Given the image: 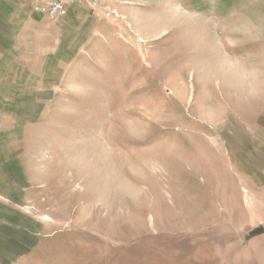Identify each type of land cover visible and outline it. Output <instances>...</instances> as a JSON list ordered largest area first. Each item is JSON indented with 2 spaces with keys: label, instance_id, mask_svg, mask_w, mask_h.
Here are the masks:
<instances>
[{
  "label": "rangeland",
  "instance_id": "1",
  "mask_svg": "<svg viewBox=\"0 0 264 264\" xmlns=\"http://www.w3.org/2000/svg\"><path fill=\"white\" fill-rule=\"evenodd\" d=\"M107 5L0 0V264H264V0Z\"/></svg>",
  "mask_w": 264,
  "mask_h": 264
},
{
  "label": "built area",
  "instance_id": "2",
  "mask_svg": "<svg viewBox=\"0 0 264 264\" xmlns=\"http://www.w3.org/2000/svg\"><path fill=\"white\" fill-rule=\"evenodd\" d=\"M32 11L47 18L55 19L67 15L69 9L75 5H86L92 10H106L109 8L107 0H26Z\"/></svg>",
  "mask_w": 264,
  "mask_h": 264
},
{
  "label": "water",
  "instance_id": "3",
  "mask_svg": "<svg viewBox=\"0 0 264 264\" xmlns=\"http://www.w3.org/2000/svg\"><path fill=\"white\" fill-rule=\"evenodd\" d=\"M264 233V226L262 224L253 227L252 229H250L247 233H246V238L250 239L253 238L255 236H259L261 234Z\"/></svg>",
  "mask_w": 264,
  "mask_h": 264
},
{
  "label": "crops",
  "instance_id": "4",
  "mask_svg": "<svg viewBox=\"0 0 264 264\" xmlns=\"http://www.w3.org/2000/svg\"><path fill=\"white\" fill-rule=\"evenodd\" d=\"M91 11V10H90Z\"/></svg>",
  "mask_w": 264,
  "mask_h": 264
}]
</instances>
